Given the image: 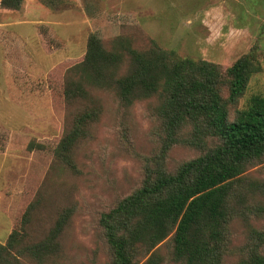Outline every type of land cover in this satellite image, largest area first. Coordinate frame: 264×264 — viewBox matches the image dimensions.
<instances>
[{
    "label": "rangeland",
    "instance_id": "obj_1",
    "mask_svg": "<svg viewBox=\"0 0 264 264\" xmlns=\"http://www.w3.org/2000/svg\"><path fill=\"white\" fill-rule=\"evenodd\" d=\"M123 15L132 16L136 24H121L118 17ZM97 30L107 47L117 38L140 50L155 43L179 60L207 62L221 72L253 50L261 71L251 77L230 116L253 95L264 97V0H24L19 12L0 13V244L38 193L47 195L46 224L63 203L61 193L77 204L61 253L44 264L110 263L99 216L140 186L143 167L160 146L154 100L126 108L111 92L97 91L104 112L93 139L76 152L80 173H55L53 149L68 111L63 80ZM197 154L175 146L167 166L172 169ZM242 178L264 184V161L248 167ZM50 199L56 202L52 205ZM257 203L264 205V199ZM247 223L264 229V213L250 215ZM231 229L237 249L246 239L247 224L237 218ZM157 250L164 264H182L172 259L169 239ZM237 258L232 253L224 264H236Z\"/></svg>",
    "mask_w": 264,
    "mask_h": 264
},
{
    "label": "trees",
    "instance_id": "obj_2",
    "mask_svg": "<svg viewBox=\"0 0 264 264\" xmlns=\"http://www.w3.org/2000/svg\"><path fill=\"white\" fill-rule=\"evenodd\" d=\"M23 2L0 0V13L19 12ZM118 20L136 24L130 15ZM101 33L89 35L82 59L63 80L68 111L53 149L55 173H80L76 152L93 139L104 112L97 91L111 92L126 108L154 100L160 132V146L146 161L140 186L99 216L109 264H164L157 247L166 239L172 259L182 264H224L232 253L238 255L236 264H264V229L247 223L250 215L264 213V205L257 203L264 199V184L242 178L248 167L264 161V97L253 95L230 116L251 77L261 71L253 50L221 72L207 62L179 60L155 43L140 50L117 38L107 47ZM175 146L198 154L171 169L167 157ZM61 194L63 203L46 224L47 195L38 193L0 244V264H44L58 257L77 212V204ZM237 218L247 229L244 243L234 249L231 224Z\"/></svg>",
    "mask_w": 264,
    "mask_h": 264
}]
</instances>
